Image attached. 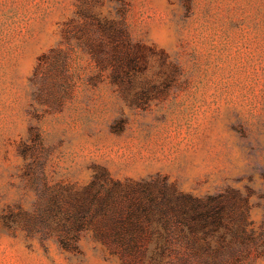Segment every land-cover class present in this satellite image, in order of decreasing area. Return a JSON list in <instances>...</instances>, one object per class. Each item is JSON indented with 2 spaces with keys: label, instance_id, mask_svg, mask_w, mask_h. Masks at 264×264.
Wrapping results in <instances>:
<instances>
[{
  "label": "rangeland",
  "instance_id": "rangeland-1",
  "mask_svg": "<svg viewBox=\"0 0 264 264\" xmlns=\"http://www.w3.org/2000/svg\"><path fill=\"white\" fill-rule=\"evenodd\" d=\"M100 171L237 193L226 247L264 264V0H0V264H130L93 232L79 255L57 241ZM148 246L144 264L204 251Z\"/></svg>",
  "mask_w": 264,
  "mask_h": 264
},
{
  "label": "trees",
  "instance_id": "trees-1",
  "mask_svg": "<svg viewBox=\"0 0 264 264\" xmlns=\"http://www.w3.org/2000/svg\"><path fill=\"white\" fill-rule=\"evenodd\" d=\"M235 193L198 197L179 190L166 178L122 183L100 171L82 188L72 187L58 209L65 215L59 224L64 235L57 241L63 251L81 253L83 233H94L97 242L130 264H144L154 236L163 231L188 243L201 242L204 251L186 254L176 264H238L237 249L226 247L227 232L236 237L245 231L247 210ZM234 227H236L234 229ZM219 236L221 247L214 240ZM149 264H172L150 257Z\"/></svg>",
  "mask_w": 264,
  "mask_h": 264
}]
</instances>
